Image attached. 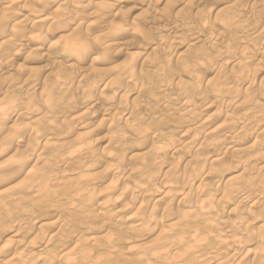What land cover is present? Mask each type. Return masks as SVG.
<instances>
[{"label":"clouds","instance_id":"clouds-1","mask_svg":"<svg viewBox=\"0 0 264 264\" xmlns=\"http://www.w3.org/2000/svg\"><path fill=\"white\" fill-rule=\"evenodd\" d=\"M0 264H264V0H0Z\"/></svg>","mask_w":264,"mask_h":264}]
</instances>
